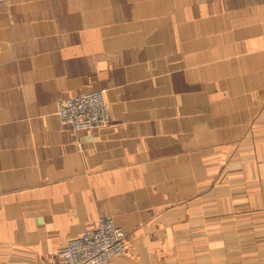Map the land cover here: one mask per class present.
<instances>
[{"label": "crops", "instance_id": "obj_1", "mask_svg": "<svg viewBox=\"0 0 264 264\" xmlns=\"http://www.w3.org/2000/svg\"><path fill=\"white\" fill-rule=\"evenodd\" d=\"M94 91L110 125H63ZM101 219L110 264H264V0H0V264Z\"/></svg>", "mask_w": 264, "mask_h": 264}, {"label": "built area", "instance_id": "obj_2", "mask_svg": "<svg viewBox=\"0 0 264 264\" xmlns=\"http://www.w3.org/2000/svg\"><path fill=\"white\" fill-rule=\"evenodd\" d=\"M58 118L74 132L100 130L111 123L104 91L61 100ZM127 233L111 219H101L95 229L67 244L40 264H110L127 250Z\"/></svg>", "mask_w": 264, "mask_h": 264}]
</instances>
